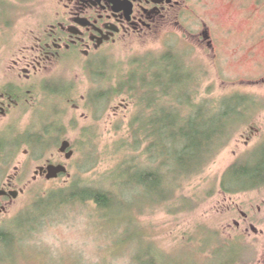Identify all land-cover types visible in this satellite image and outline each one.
<instances>
[{
  "label": "rangeland",
  "instance_id": "obj_1",
  "mask_svg": "<svg viewBox=\"0 0 264 264\" xmlns=\"http://www.w3.org/2000/svg\"><path fill=\"white\" fill-rule=\"evenodd\" d=\"M204 5L209 8L206 13L197 9L199 16L214 21L216 31L232 32L223 40L220 59L190 36L169 48L158 44L117 49L91 61L71 57L28 82L8 69L32 47L34 34L41 33L50 3L0 0V92L9 87L26 92L25 105L11 118H0L9 164L0 165V191L19 170L16 191L25 192L17 200L2 202L9 212L0 214V232L7 231L16 241L13 245V239L0 236V264L21 250L59 264H143L142 259L153 249L159 264H238L243 259L264 264V189L235 201L222 193L229 168L243 158L250 160L264 153V0H205ZM191 26L194 32L199 23ZM170 50L185 52L188 67H199L202 87L198 104L226 97L248 99L226 109L236 112L231 123L240 127L230 147L204 176L188 184L179 198L161 207L149 205L151 193L140 188L134 190L137 196L132 205L124 209L104 211L81 202L57 209L35 208L38 199L70 188L79 175L84 183L107 186L108 178L133 155L122 145L130 138L129 127L137 114L135 102L120 97L92 106L96 79L90 65L118 66L116 73L121 66L128 72L134 61L149 55L156 58ZM61 126L65 132L60 142L31 152L28 144L39 137L49 133V142L60 138L56 129ZM64 141H69L75 152L71 161L60 153ZM16 143L24 145L18 153L13 148ZM51 164L65 165L69 175L52 182L36 180L38 169ZM236 209L250 220L244 221ZM236 236L243 237L246 246H222Z\"/></svg>",
  "mask_w": 264,
  "mask_h": 264
},
{
  "label": "trees",
  "instance_id": "obj_2",
  "mask_svg": "<svg viewBox=\"0 0 264 264\" xmlns=\"http://www.w3.org/2000/svg\"><path fill=\"white\" fill-rule=\"evenodd\" d=\"M155 57L149 55L134 61L128 72L120 66L116 73L119 67L109 64L92 68L96 79L93 90L96 98H92V106L120 97L135 102L137 114L129 127L130 138L122 145L132 150L133 155L115 171L124 172L114 173L108 178L107 186L97 187L84 183L79 175L70 188L52 191L46 198L38 199L35 208L57 209L81 202L93 203L104 211L124 209L132 205L137 196L135 192L140 188L151 193L149 205L161 207L179 198L186 186L204 176L230 147L240 127L236 129L231 123L236 112L226 109L248 99L226 97L198 104L202 87L199 67H188L185 52L170 50ZM56 131L60 134L56 140L47 141L48 133L30 142L31 152L35 154L41 148H50L53 142H60L65 128L61 126ZM2 136L0 134V165L5 166L9 165L8 143ZM23 146L16 143L13 148L18 153ZM263 188L264 153L235 163L222 182V191L229 195L234 189L255 191ZM52 213H44L42 219ZM0 236L6 239L7 231H1ZM155 253L154 249L149 252L146 259H142L143 264H159L161 260Z\"/></svg>",
  "mask_w": 264,
  "mask_h": 264
},
{
  "label": "flooded vegetation",
  "instance_id": "obj_3",
  "mask_svg": "<svg viewBox=\"0 0 264 264\" xmlns=\"http://www.w3.org/2000/svg\"><path fill=\"white\" fill-rule=\"evenodd\" d=\"M48 1L50 3L48 19L41 26V33L34 34V41H31L32 47L26 49L22 57L14 60L13 65L8 69L10 74L20 80L30 82L63 65L71 57L91 61L104 54H111L117 49H132L158 44L169 48L179 40L188 41L190 36L198 45L205 48L206 52L214 54V56L219 55L220 59V48L225 44L223 40L232 34L231 31H216L218 29L213 27L214 21L208 22L199 16L197 9L201 11L204 9L206 13L209 8L204 5L205 0ZM193 23H199L198 29L194 32L190 30L193 28L191 26ZM25 93L23 90L18 91L13 87L3 89L0 92V118L9 119L15 111L24 106ZM32 93L28 92L27 94L31 95ZM19 175L20 171L18 170L17 175L11 177L8 180V185L2 190L9 193L16 192V181ZM40 178L47 180L46 176H40ZM37 179L39 178L36 176ZM232 191L233 194L230 195L222 193L235 201L239 197L260 190L234 189ZM23 192L24 190L21 194L25 193ZM10 200L14 199L11 196L0 199V214L6 215L9 212L8 205L4 206L2 202L6 203ZM237 213L244 218V221L250 220L247 214L238 211V209H236ZM235 223L239 227L240 224ZM252 231L259 234L254 227ZM220 235L222 237L221 232ZM15 241L13 240V245ZM18 243L17 241L16 245ZM223 243L222 246L226 248H232L238 243L245 245L244 238L240 236L238 238L236 236L229 244ZM5 264L59 263L50 260L49 257H37L34 253L21 250L14 251ZM238 264L252 263H249L248 259H243Z\"/></svg>",
  "mask_w": 264,
  "mask_h": 264
},
{
  "label": "water",
  "instance_id": "obj_4",
  "mask_svg": "<svg viewBox=\"0 0 264 264\" xmlns=\"http://www.w3.org/2000/svg\"><path fill=\"white\" fill-rule=\"evenodd\" d=\"M60 153L66 156L68 161H71L75 152L72 150V144L69 141H64L62 147L60 149ZM69 175V169L65 165H51L47 168H40L36 173L37 177H47L49 182L59 180L63 176ZM24 193V192H23ZM21 192H7L6 190L0 191V199L3 197L11 196L14 200H17L20 196Z\"/></svg>",
  "mask_w": 264,
  "mask_h": 264
},
{
  "label": "bare ground",
  "instance_id": "obj_5",
  "mask_svg": "<svg viewBox=\"0 0 264 264\" xmlns=\"http://www.w3.org/2000/svg\"><path fill=\"white\" fill-rule=\"evenodd\" d=\"M107 64V63H106ZM94 66L92 65V66H90V68L92 69ZM41 149H44V148H41ZM11 238V239H13L14 241L16 240V238L13 236H11V234L10 233H8V238ZM7 238V237H6Z\"/></svg>",
  "mask_w": 264,
  "mask_h": 264
}]
</instances>
